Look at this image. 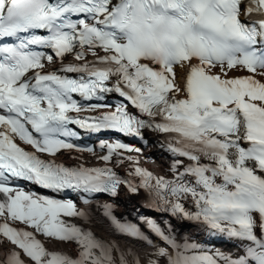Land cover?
Segmentation results:
<instances>
[{
    "label": "snow or ice",
    "instance_id": "snow-or-ice-1",
    "mask_svg": "<svg viewBox=\"0 0 264 264\" xmlns=\"http://www.w3.org/2000/svg\"><path fill=\"white\" fill-rule=\"evenodd\" d=\"M106 131L156 134L171 178L141 166L143 147L78 143ZM72 151L73 165L54 159ZM21 182L84 204L143 192L240 249L181 243L141 216L161 247L105 202L117 232L151 247L142 259L74 222L87 216L72 198ZM0 242V264H264V0H0Z\"/></svg>",
    "mask_w": 264,
    "mask_h": 264
},
{
    "label": "bare ground",
    "instance_id": "bare-ground-1",
    "mask_svg": "<svg viewBox=\"0 0 264 264\" xmlns=\"http://www.w3.org/2000/svg\"><path fill=\"white\" fill-rule=\"evenodd\" d=\"M70 59L73 60V57L71 56ZM235 73H238L240 75L247 74V72H244V71H234V72L229 73V75L233 76ZM67 155H68V153H67ZM133 155H135V153H133ZM145 157H147V158H145ZM68 158L70 160H73V159H76V156L69 154ZM141 161H142L143 164L149 166L150 168H153L155 171H165L166 169H168V166L171 163V159L169 157L165 156V155H155V154H151V153H148V152L143 153V155L141 156ZM94 204H97V203H94ZM96 210H101V208L98 205H94V206L91 207V209L89 208V206L85 209L84 212L89 216L88 217L86 215L87 219H84L85 223L87 225H90V221L92 219V213H95V214L98 213V212H96ZM91 226H92V229L95 232H97L98 234H100L101 236L108 237L107 230L104 227H102V225L99 224L98 222H96L95 225H91ZM179 236L183 240V238L185 236H187V232H179ZM0 244H2V242H0ZM118 244L120 245L121 248H124L125 250H127V248H129V247L134 249L141 256L142 259H143V252L144 251H148V250H144V249L139 250L140 249V245L133 244V245L129 246L127 244H123L122 242L118 243ZM64 248H66V245H65ZM67 248L71 252H75L73 245L68 244ZM3 249H5V247L4 246H0V253L1 254L3 253Z\"/></svg>",
    "mask_w": 264,
    "mask_h": 264
}]
</instances>
